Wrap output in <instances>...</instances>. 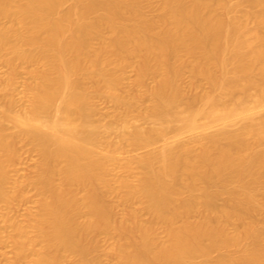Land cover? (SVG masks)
<instances>
[{
	"label": "bare ground",
	"instance_id": "1",
	"mask_svg": "<svg viewBox=\"0 0 264 264\" xmlns=\"http://www.w3.org/2000/svg\"><path fill=\"white\" fill-rule=\"evenodd\" d=\"M68 1L62 10L67 0H0V52L11 73L0 87V203L13 198L14 142L40 154L30 178L39 196L32 236L11 220L0 243L9 238L15 261L32 254L34 264H100V234L118 264H264V0H245L248 9L241 0ZM22 64L34 66L33 81L27 107L13 113ZM127 68L134 86L122 93ZM98 97L113 103L120 142L148 147L174 132L170 144L129 159L141 169L136 182L125 177L130 161L115 176L122 147L105 139L111 123L92 117ZM141 99L148 104L138 118L154 123L147 128L132 123ZM185 132L200 135L181 142ZM111 194L127 207L118 220ZM215 250L224 253L213 258Z\"/></svg>",
	"mask_w": 264,
	"mask_h": 264
},
{
	"label": "rangeland",
	"instance_id": "2",
	"mask_svg": "<svg viewBox=\"0 0 264 264\" xmlns=\"http://www.w3.org/2000/svg\"><path fill=\"white\" fill-rule=\"evenodd\" d=\"M237 1V0H234ZM242 1V9H248L249 6L247 4V2H245V0H241ZM151 2L153 4H155L157 2V0H151ZM63 5V6H62ZM61 5L62 10H66L67 8H69L70 6V1L67 0V2L63 3ZM145 4L143 7L144 9H142L145 13L146 16H148L149 18H153L156 19L158 17V12L154 9V5H147ZM107 34H104V37H106ZM1 52H0V87H2L3 85H8V80L11 77V73L9 72V69L7 68V66L5 65V63L3 62V59L1 58ZM185 58V57H184ZM186 59V58H185ZM34 69V66L32 68L31 64H22L19 66L18 72L16 74V77L14 79L13 85L11 86V94H12V98L14 97L15 99V105L13 106V108L11 109L13 111V113H19V111L21 112L22 110H24L27 105H28V99L25 95L26 93V87L29 83H31L33 81V75L30 73L31 70ZM183 75H181V82L184 86H187L192 80H191V74L189 72V70H185L184 73H182ZM32 77V78H31ZM198 78V90L200 91H208L209 90V85L208 83L203 80ZM153 79H148L147 83H152ZM135 81V73L131 68H127L125 69L124 72V79L122 82V85H120V87L118 88L121 92L125 91V93H127L126 91L128 90L129 92L131 90H133L131 86H134V82ZM7 83V84H6ZM133 84V85H132ZM150 85V84H148ZM10 88V87H9ZM9 91V93H10ZM119 91V92H120ZM122 92V93H123ZM10 94V95H11ZM146 99H141L139 100V104L137 103V105L133 108V113L132 115L134 116V120H132L133 124H137L140 125L143 128H147L150 127L151 125H153V120H140L138 118V107H143V106H138V105H147L148 102L145 101ZM145 101V102H144ZM94 105H95V109L93 112V119L95 120V122H98V124L100 126H103L104 124L107 125V123H111L110 125H112L111 127L113 128L111 130L110 133L105 134L106 135V140H108V142H114L117 143L118 141V145H120L121 149H117L118 154L116 155L117 158V162L120 163L119 166H117L115 163V166L118 167L115 171L112 172L114 174H117L115 176L120 175V177H123L125 175H123L125 173V171L123 170V165L126 164L127 162L130 161L131 163V169L130 172L127 173V175L125 176L126 178H128L129 180H131L132 182H136V180L138 179V177H140L139 174H141V169H139L134 163V165L132 164L131 158L134 157H139L140 155H143L145 152H147L148 150H159L162 147H164V144L167 142H169L168 144H170V142L173 141V134L174 132H170L166 134V137H162V138H158L156 139L150 146H135V145H130L127 144L126 142H120L119 137H118V133H120V131L122 130L121 127L119 126V121H116L115 117H114V106L113 103L110 101L109 98H102V97H98L94 99ZM143 103V104H141ZM137 112V113H136ZM2 114L0 113V117ZM113 115V117H112ZM260 115H264V111L260 112ZM0 118V119H1ZM133 119V117H132ZM1 121L4 123L5 122V118L3 117V119H1ZM5 124V123H4ZM109 125V124H108ZM8 129V132H12L14 131L13 125L11 123H7L5 125ZM231 129H236L237 126H231ZM121 129V130H120ZM215 128H213L211 131L215 130ZM120 130V131H119ZM209 131V132H211ZM200 133L199 132H185L181 135V137L179 136L178 140L180 139L181 142H188L190 139V141H192L195 137L199 136ZM109 137V138H108ZM175 138V137H174ZM17 142V143H16ZM14 142V153H17V159L14 156V159L12 162H10L9 164H11L10 166H7V173L9 175L10 178V183L7 184V188L8 189H12L11 191L14 190L13 193V198L10 200V202H8V206L6 203H0V226L2 228L1 231L2 234L4 236L7 237V235H10L11 230H10V224L9 222H16L19 223L20 225H22L23 227H25L26 232H25V236H27V239H29L32 236V229L29 227L30 226V220L38 213L39 211V196L37 195L36 192V188L34 187V184L30 183V178H32V176L34 175V172H36L37 168L35 166H37L36 164L38 163L39 159H40V154L39 152L36 150L35 147H33L31 144L25 143V142H18L16 141ZM107 142V141H106ZM103 144V140L102 142L98 143L99 144ZM122 143V145H121ZM174 143V142H173ZM96 147V146H95ZM97 148V149H96ZM95 148L96 151H100L101 149L106 148V146L103 145H99ZM134 160V159H132ZM123 165H122V164ZM133 165V167H132ZM36 169V170H35ZM120 170V171H119ZM122 170V171H121ZM124 172V173H123ZM120 173V174H119ZM121 173H123L121 175ZM129 175V176H128ZM114 176V175H113ZM112 176V177H113ZM114 176V177H115ZM119 177V176H118ZM28 181V182H27ZM14 183V185H13ZM16 185L19 187V189H17L18 187H16ZM20 185V186H19ZM23 189H21V188ZM14 188V189H13ZM20 191L21 189V197L18 195L19 192H17V190ZM16 191V192H15ZM23 191V192H22ZM15 194V195H14ZM19 196L17 198V196ZM16 196V197H15ZM115 196V197H114ZM15 197V200H14ZM17 198V199H16ZM106 199L108 200L107 202H112L109 203L110 205H112V216L114 218V216L116 215V217L114 218L115 220H118L120 216L121 217V213H125L127 210V207L123 206V204H119L121 203L117 198L116 195L111 194V195H107ZM118 202V203H117ZM217 206H222L225 204V198L220 197L216 200ZM131 208L132 210H137L139 211V209L141 208V204L139 202L134 201L133 204H131ZM115 213V215H114ZM143 219V221H147L148 219V215L146 213L141 212L140 214ZM120 219V218H119ZM5 220V221H4ZM12 220V221H11ZM261 222L264 224V217L261 218ZM231 228V226H229ZM159 235L163 236V231L162 229H159ZM6 234V235H5ZM29 237V238H28ZM128 237V236H127ZM98 243H99V251L97 253V257L101 260L99 261L100 264H118V260H116V254L114 252V250L112 249L113 247L111 246V240L108 236H106L105 234H100L98 236ZM35 244V243H32ZM31 245V244H30ZM28 247L29 251L32 252H37L38 249L40 248V244L39 245H32ZM110 246L112 247L111 249L113 250V255L112 256V251H110ZM29 251L27 252V254H31L29 253ZM39 252V251H38ZM224 252L222 250H215L211 253V256L213 258H217L219 256H221ZM29 256V257H28ZM31 255H26L25 258H23L22 260L19 261H15L14 259V247L11 243V240L9 238L5 239V242L0 243V264H34L32 258L33 256ZM27 257V258H26ZM69 259L71 258H67V262L66 264H68V262L70 261ZM72 262V260H71Z\"/></svg>",
	"mask_w": 264,
	"mask_h": 264
}]
</instances>
